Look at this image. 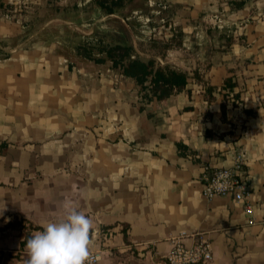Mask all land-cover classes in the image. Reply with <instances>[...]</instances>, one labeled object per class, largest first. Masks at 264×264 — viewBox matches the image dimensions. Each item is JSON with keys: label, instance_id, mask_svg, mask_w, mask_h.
I'll list each match as a JSON object with an SVG mask.
<instances>
[{"label": "crops", "instance_id": "obj_1", "mask_svg": "<svg viewBox=\"0 0 264 264\" xmlns=\"http://www.w3.org/2000/svg\"><path fill=\"white\" fill-rule=\"evenodd\" d=\"M238 1L121 0L119 14L0 0V264H25L65 200L112 228L103 256L164 264L147 245L164 254L187 231L211 239V264H264V0ZM117 44L187 72L186 87L148 101L108 58ZM237 155L252 225L243 204L202 190L206 167Z\"/></svg>", "mask_w": 264, "mask_h": 264}, {"label": "built area", "instance_id": "obj_2", "mask_svg": "<svg viewBox=\"0 0 264 264\" xmlns=\"http://www.w3.org/2000/svg\"><path fill=\"white\" fill-rule=\"evenodd\" d=\"M245 162L242 155H237L231 167H206L202 175L203 194L212 199L217 196H231L235 203L243 204V209L248 217V225L254 221L251 218L252 204L248 198L251 195ZM112 228L99 229V236L92 256L93 264H100L103 248L113 237ZM99 243V247H97ZM170 248L164 254L147 245L153 257L161 259L164 264H211L214 260L213 243L206 233L182 231L169 239ZM142 252V251H141ZM149 252V251H148Z\"/></svg>", "mask_w": 264, "mask_h": 264}, {"label": "clouds", "instance_id": "obj_3", "mask_svg": "<svg viewBox=\"0 0 264 264\" xmlns=\"http://www.w3.org/2000/svg\"><path fill=\"white\" fill-rule=\"evenodd\" d=\"M26 243L25 264H93L95 224L65 200L57 218L42 223Z\"/></svg>", "mask_w": 264, "mask_h": 264}, {"label": "trees", "instance_id": "obj_4", "mask_svg": "<svg viewBox=\"0 0 264 264\" xmlns=\"http://www.w3.org/2000/svg\"><path fill=\"white\" fill-rule=\"evenodd\" d=\"M99 4L108 12H112L116 7L121 6L120 1H113L111 5H106L104 2ZM242 4L243 0L235 3L237 7ZM132 52L131 46L117 44L108 49L107 56L113 62V67L118 68L124 76L135 80L148 101L154 97L163 100L181 92L186 87L189 79L187 72L169 66H158L154 59L143 60L138 56L132 57ZM223 87L226 90L233 89L234 83L231 78L225 79ZM222 109L224 115V105Z\"/></svg>", "mask_w": 264, "mask_h": 264}, {"label": "rangeland", "instance_id": "obj_5", "mask_svg": "<svg viewBox=\"0 0 264 264\" xmlns=\"http://www.w3.org/2000/svg\"><path fill=\"white\" fill-rule=\"evenodd\" d=\"M83 2L85 0H82ZM120 1L121 0H91V3L96 4L98 7L100 6V2H104V4L106 5H111L112 3ZM123 2V1H122ZM121 2V4H122ZM120 7V6H119ZM119 7H116L118 11V13H121V10L119 9ZM115 8V9H116ZM104 8L102 7V11L104 12ZM106 11V10H105ZM99 12V11H97ZM99 16V13H98ZM101 16L98 17V19H100ZM98 37H102L103 34L101 31H98L97 33ZM109 36V35H108ZM109 39V37H107ZM161 260V259H159ZM159 262V261H158ZM101 264H149L147 263L146 258H144L143 256L139 255L137 253V251H133L130 250V248L127 249H120V248H110V251L106 252L105 255L102 258V262Z\"/></svg>", "mask_w": 264, "mask_h": 264}, {"label": "water", "instance_id": "obj_6", "mask_svg": "<svg viewBox=\"0 0 264 264\" xmlns=\"http://www.w3.org/2000/svg\"><path fill=\"white\" fill-rule=\"evenodd\" d=\"M99 227L97 228V230H95V236H94V245L96 244L97 242V239H98V236H99Z\"/></svg>", "mask_w": 264, "mask_h": 264}]
</instances>
